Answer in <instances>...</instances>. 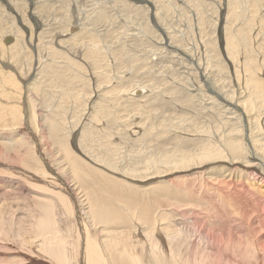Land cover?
Here are the masks:
<instances>
[{
	"label": "bare ground",
	"instance_id": "bare-ground-1",
	"mask_svg": "<svg viewBox=\"0 0 264 264\" xmlns=\"http://www.w3.org/2000/svg\"><path fill=\"white\" fill-rule=\"evenodd\" d=\"M203 1L0 0V99L8 100L0 105V133L12 130L0 141L1 255L19 251L12 261L41 264H264V0H254L249 15L235 12L236 0H209L225 13L212 20ZM171 7L187 23L193 13L197 30L171 25ZM190 40L194 47L182 43ZM131 45L150 47L149 54ZM125 51L136 74L152 63L147 58L162 65L132 82L119 74ZM60 77L69 85L55 86ZM70 101L67 123L61 106ZM22 109L35 145L21 130ZM46 136L59 147L49 155ZM209 163L224 164L209 170L222 169L226 184L243 180L241 190L223 192L219 178H206L221 205L241 216L215 211L220 204L214 215L200 214L178 198L183 183L172 191L178 199L150 192L132 200L131 182ZM24 190L28 205L20 207ZM247 196L258 217L245 215ZM203 219L216 225L213 234L188 227ZM8 234L21 247L12 248Z\"/></svg>",
	"mask_w": 264,
	"mask_h": 264
},
{
	"label": "rangeland",
	"instance_id": "rangeland-1",
	"mask_svg": "<svg viewBox=\"0 0 264 264\" xmlns=\"http://www.w3.org/2000/svg\"><path fill=\"white\" fill-rule=\"evenodd\" d=\"M172 1H175V0H172ZM209 1V0H208ZM208 1H203V3L202 4H204V11L206 12V15L210 18V17H212V18H214V15H215V18L216 17H219V16H221V14L223 13L222 11H220V13L217 11V12H215V6H216V4L214 3V7L212 8L211 6V4H210V2H208ZM216 1H219V0H216ZM221 1V0H220ZM223 1V0H222ZM242 1V2H241ZM254 2V0H236V5H238V7L236 8V10H235V12H237V13H239V14H242V15H249V14H251V12H252V3ZM206 3V4H205ZM261 3L262 2H260L259 4H260V9L259 10H261L262 9V5H261ZM208 4V6L206 7V5ZM86 6L87 5H85V8H86ZM248 6V7H247ZM250 6V7H249ZM206 8V9H205ZM171 9V11L169 12L170 13V15H171V17H170V20H169V22L171 23V25H175V24H177L178 23V21L179 22H181V21H183V22H181V23H183L185 26H183V25H181V27H184V31H187L188 29L186 28V27H188L189 25H191V23H192V25H193V28L195 27V23H196V16L195 15H192L193 13H187L188 14V16L187 17H189V19H191L192 21H191V23H187L188 21L186 20L185 21V19H187L186 18V14L184 15H180L179 14V12H178V7L177 8H173V7H171L170 8ZM210 9V10H209ZM240 9V10H239ZM247 9V10H246ZM172 10H173V12H172ZM176 12H175V11ZM207 10V11H206ZM240 11V12H239ZM175 12V13H174ZM260 12V11H259ZM262 13V12H261ZM261 13H259L260 15H261ZM174 15V16H173ZM225 15V13L224 14H222V16H224ZM134 16V17H133ZM133 16H130L129 18H136L137 20L139 19V17L135 14V13H133ZM182 18H181V17ZM185 17V18H184ZM184 18V19H183ZM212 18H210L211 20H212ZM120 19H122V17H120ZM178 19V20H177ZM123 21H127L128 20V18H125V19H122ZM121 20V21H122ZM214 20V19H213ZM239 21H242V20H239ZM174 23V24H173ZM127 25L129 24V29L130 28H136V26H137V24L136 23H129V22H127L126 23ZM134 27H133V26ZM139 25H140V21H139ZM218 26V25H217ZM194 30H197V29H195L194 28ZM122 31V33L121 34H123V29L121 30ZM183 31V32H184ZM136 33H138V35H140V37L139 36H137V39L138 38H143L142 37V33H139L137 30L135 31ZM179 33H180V30H179ZM220 32H217V30H216V32H215V39H216V42H215V45H216V49H217V51L218 52H220L219 54H220V57H223V55H224V52H223V45H224V43H223V34H221V36H220V34H219ZM128 35V34H127ZM137 35V34H136ZM121 37V35L118 37V38H120ZM182 43L184 44V45H186V46H189V47H194V46H192V44H193V40H190V41H182ZM190 43V44H189ZM131 49H132V51H134L133 49H135V50H137L136 51V53L137 54H140V55H144V53H147V54H149L148 52V50H150V47L148 48H146L145 50H143V49H141L142 47H140L139 48V50H138V47L139 46H137V45H131V46H129ZM140 49H141V51H143L142 53H140L141 51H140ZM192 49V48H191ZM195 50V48L193 49V51ZM139 51V52H138ZM223 52V55L221 54ZM124 54V55H123ZM122 54V56H125V58L124 57H122V60H123V63L126 61L125 59H127V60H130V55H131V53L129 54V53H127L126 51H125V53H123ZM148 59L149 58H147V61H148ZM146 61V59L143 61V62H146L147 64L148 63H150V62H152V63H150V64H148V65H146V66H143L140 62L141 61H138V62H136L135 64H141L140 66H142V72H139L138 74H136L135 72H134V68H135V65H133L132 67H133V69H132V67L130 68V67H126V65H129L130 63L128 62V61H126L125 63H124V65L123 66H121L122 68L121 69H123V67H124V69L123 70H121L120 69V75L122 76H124L125 78H128L129 76L130 77H132V79H135V80H132V82H135L136 80H138V79H140L143 75H144V73H147L148 72V70H149V73H154V71H157L160 67H161V65H162V63H157V61H152V60H150L149 59V61L147 62ZM224 61V60H223ZM228 62V61H227ZM226 63V62H225ZM159 65V66H158ZM148 66V67H147ZM146 67V68H145ZM166 67H168V65H166ZM152 69V70H151ZM125 70H127V71H125ZM130 70V71H129ZM146 72H145V71ZM128 71L130 72V73H128ZM133 73H132V72ZM153 71V72H152ZM128 74H127V73ZM144 72V73H143ZM122 73V74H121ZM125 73V74H124ZM143 73V74H142ZM133 74V75H132ZM156 76H158V77H160L161 76V74L160 73H157L156 74ZM60 83H63V85H62V87H64L65 86V83H66V86H68L69 85V82L66 80H64L63 82H62V77H60V78H58V79H56V81H55V86H57L56 84H58V86L60 85L61 86V84ZM124 85L125 86H127L128 85V83H124ZM59 86V87H60ZM59 87H57V91H59L58 93H60V88ZM84 92L86 93V91H82V92H80L79 93V95L80 96H84ZM10 95V94H9ZM32 96H33V99H35V100H37L39 97L38 96H36V94H34V93H32ZM71 98H73V95H72V93H71ZM59 100H61V99H59ZM39 101V100H38ZM38 101H36V102H38ZM8 102V100H7V96H5V97H3V98H1L0 99V105H2L3 106V104H6ZM64 104V105H63ZM66 103H62V109L64 110L63 111V114H66V116H67V123L68 122H70V121H68L70 118L69 117H71L70 115V112H71V110H72V108L74 107L73 105H75V103L74 102H72V101H70V103H68V104H66ZM70 104H72V105H70ZM70 105V106H69ZM64 106L66 107V108H68V109H65L64 108ZM69 106V107H68ZM70 108V109H69ZM25 109V108H24ZM69 111V112H68ZM45 112H47V110L45 111ZM66 112V113H65ZM37 113H40V115H43L44 113H43V110H42V108L37 112ZM69 113V114H68ZM131 113V115L132 116H138L139 114H138V111H132V112H130ZM129 113V114H130ZM21 114L23 115V117L20 119V123H21V126H22V128H21V130H22V132H26V130H23V128H25V126H26V117H25V114H24V111H23V109H22V111H21ZM29 115H31V114H29ZM141 116V115H140ZM152 116H154V115H151V117ZM176 121H177V119H175ZM175 120H172V121H175ZM188 121H189V119H187V121L184 123V125H180V128H184V126L188 123ZM73 123V122H72ZM39 124H40V120H39V117H36V124H35V126L36 127H38L39 126ZM116 124H117V122H116ZM120 124V123H119ZM119 124H117V125H119ZM179 124V123H178ZM103 127V126H102ZM180 128H178V129H180ZM13 129V128H12ZM152 132H153V134L155 133H158V126L157 127H155L154 129H152ZM27 134V141H34V145L36 144V141L33 139V137L31 136V134L30 133H28V132H26ZM8 134V136L9 137H12V130H8V131H6V132H4V133H0V137H2V138H0V141H2V140H4V137H3V135H7ZM20 134H17V135H15V138H17L18 136H19ZM184 135H186V134H184ZM187 136V135H186ZM187 137H190V136H187ZM13 139V138H12ZM46 139L49 141V144H50V150L49 151H44L43 153L45 154V155H49V154H51V153H53V152H56V151H58V149H59V147H58V144H56L55 142H54V140L53 139H50V138H47V136H46ZM72 139L70 138L69 139V143H70V145L72 146ZM71 149H72V151L74 152V150H75V148H73V146L71 147ZM74 149V150H73ZM36 152H38V151H36ZM76 153V152H75ZM9 154H10V152H9ZM58 154L61 156L62 155V153H61V151L60 152H58ZM24 156V155H23ZM37 156V155H36ZM22 160H27L28 162H31V161H29L30 159H24V158H22ZM34 162V161H33ZM32 162V163H33ZM36 162V161H35ZM219 163H221V162H219ZM219 163H209V164H204V165H202L201 167H198V168H193V169H190V170H185V171H177V172H174V173H172V174H170V175H168V176H166V177H162V176H160V177H152L151 179H148V180H145V181H135V182H131L133 185H136L135 186V189H134V192L136 193V196H134L133 198H132V200H133V202H135V203H138L139 204V201L138 200H141V199H143L144 197H148V196H150V194H152L153 195V197H154V195L155 196H163V197H165V199L168 201V200H170V198H172L171 200H173L174 198L175 199H178V198H182L181 199V201H185V200H191V203H193L197 208H196V211L197 212H204V213H200V214H203V215H206V216H208V215H214L215 213H214V211H212L213 210V207L215 208V207H217L218 206V204H220L219 205V208L218 209H215V211H228V215H230V216H232V214H233V211H235L234 212V214H233V217L232 218H236V217H234V216H237V217H239V216H241L242 214H240L239 213V211L240 210H237V209H234L233 207H231V205H229V206H225L223 203H222V205H221V203L219 202L220 201V199H219V197L218 196H216V193H218V191L217 190H213V189H211V187L209 186V184H206V178L208 177V176H211V177H216L217 179H218V185H217V187L219 188H221L222 189V191L224 192V191H226V192H228L231 188L230 187H236V188H238L237 190H241V188H242V182H243V180H239L238 178H235V179H233L232 181H231V183H230V185H228V184H226V182L224 181V179H221V177H220V171L222 170H220L219 172L217 171L216 172V170L219 168V166H220V168L224 165V164H221V165H219ZM218 166V167H217ZM213 167V168H212ZM233 168H236V169H238V168H242V166H240V164L239 163H237L236 165H233ZM208 171H207V170ZM212 170V169H216L215 171H210V170ZM203 170V171H202ZM202 174V175H200V174ZM208 173V174H207ZM199 174V175H198ZM197 175V176H196ZM205 175V176H204ZM186 177V178H185ZM200 177V178H199ZM185 178V179H184ZM172 179V180H171ZM177 179V180H176ZM195 179H196V181H195ZM140 180V179H139ZM175 180H176V182H175ZM192 180H194L193 182H192ZM205 180V181H204ZM179 181V182H178ZM130 182V181H129ZM191 182V183H190ZM200 182H202V183H200ZM177 183V184H176ZM184 184L185 186L184 187H182V188H180L179 190H180V195H178V198H176L177 196H175V193H173L172 191L173 190H176V188L178 189L180 186V184ZM239 184V185H238ZM199 185V186H198ZM200 185H202V186H200ZM195 186V187H194ZM238 186V187H237ZM149 187H153L152 189H149V190H146V189H143V188H149ZM169 188V189H168ZM184 188V189H183ZM192 188V189H191ZM194 188V189H193ZM196 189V190H195ZM207 189H208V191H207ZM193 190V191H192ZM202 191V192H200V191ZM186 191H188V192H191V196L190 197H186L185 195H183V194H181V192L182 193H184V192H186ZM199 193H198V192ZM211 191V192H210ZM27 191L26 190H24V191H22L21 192V195H20V197L18 198V200L21 202V204L19 205L20 207H24V206H21V205H24V204H26L25 205V207H27V205H28V201H27V199H25L24 198V194L26 193ZM151 192V193H150ZM196 194H195V193ZM82 193V192H81ZM80 193V194H81ZM150 193V194H149ZM147 194H148V196H147ZM160 194V195H159ZM187 195V194H186ZM200 195V196H199ZM211 195V196H210ZM183 196V197H182ZM194 196V197H193ZM197 196V197H196ZM2 197V199H3V197H5L4 196V194L2 193V191H0V198ZM29 197V196H28ZM153 197H152V199H151V201L153 200ZM197 198V199H196ZM244 199H245V201H246V204H248V206H246V208L248 209V211H247V214L245 213V215H247V216H249V217H253V218H255L256 216L258 217V215H256L257 214V212L255 211L257 208L256 207H254V206H251V205H249L250 203H252L253 202V200H254V198H250V197H243ZM23 200V201H22ZM207 200V201H206ZM25 201V202H24ZM204 201V202H203ZM212 203H211V202ZM214 201V202H213ZM211 203V204H210ZM215 203V204H214ZM213 204V205H212ZM193 205V206H194ZM206 206V207H205ZM199 207V208H198ZM229 207H231V208H229ZM258 210V209H257ZM237 211V212H236ZM255 211V212H254ZM209 212V213H208ZM213 212V213H212ZM239 214V215H238ZM256 215V216H255ZM197 224V225H196ZM263 225L264 224H261V226H262V228H263ZM208 226V227H207ZM216 225H208V222L206 221V220H201L200 222H197V223H190V224H188V227H190L192 230H199V229H201L202 231H204L205 229H208L207 231H205V232H207L206 234L209 236V235H211V234H213V232H215L216 231V229H217V227H215ZM32 230H33V228H32ZM215 230V231H214ZM258 231V230H257ZM262 231H264V228L262 229ZM248 233L251 235L252 233L250 232V231H248ZM205 235V234H204ZM8 236H9V234H8ZM9 238H10V241H9V243H11V245H13L15 242H19L18 240L16 241L12 236H9ZM30 239V238H29ZM29 239L27 240V241H29ZM242 242V241H241ZM15 245H18V244H14V246L12 247V248H14L15 247ZM18 246H20L21 247V244H19ZM25 247H26V244H25ZM26 249V248H25ZM24 250V249H23ZM3 252V251H2ZM8 252V254H6ZM18 252V253H17ZM6 253H2V255L4 254V255H6V256H2L1 254H0V264H41L39 261H34V262H30V263H26L28 260H25V259H23V260H21V261H12L13 259H15V257H21V255L22 254H20V252L19 251H6ZM16 253L18 254V255H16ZM27 253V252H26ZM27 255L29 256V257H31V258H33L32 256H30L28 253H27ZM41 256V255H40ZM7 258V259H11V260H7V261H3V259L4 258ZM35 258H39V256H38V254H36L35 253ZM2 259V260H1ZM34 259V258H33ZM39 259H41V258H39ZM42 259H46V256H45V258H42ZM9 261V262H8ZM24 261V262H23ZM22 262V263H21ZM52 264H54V263H52Z\"/></svg>",
	"mask_w": 264,
	"mask_h": 264
}]
</instances>
